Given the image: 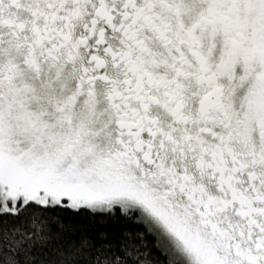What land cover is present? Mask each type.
<instances>
[{"label": "snow or ice", "instance_id": "1", "mask_svg": "<svg viewBox=\"0 0 264 264\" xmlns=\"http://www.w3.org/2000/svg\"><path fill=\"white\" fill-rule=\"evenodd\" d=\"M0 264H264V0H0Z\"/></svg>", "mask_w": 264, "mask_h": 264}]
</instances>
